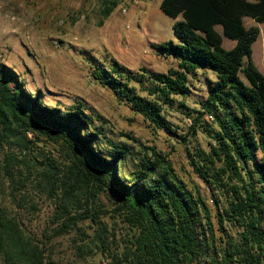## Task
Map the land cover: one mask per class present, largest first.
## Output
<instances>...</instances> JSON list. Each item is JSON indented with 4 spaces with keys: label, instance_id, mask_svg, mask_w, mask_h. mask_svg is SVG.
Wrapping results in <instances>:
<instances>
[{
    "label": "trees",
    "instance_id": "1",
    "mask_svg": "<svg viewBox=\"0 0 264 264\" xmlns=\"http://www.w3.org/2000/svg\"><path fill=\"white\" fill-rule=\"evenodd\" d=\"M120 3L105 0L103 19ZM160 8L176 20L175 41L152 47L158 56L176 60L177 67L166 73L134 72L114 61L110 67H98L94 78L184 146L189 166L208 195L184 181L155 148L137 171L123 176L124 162L134 156L130 146L110 143V149H103L102 132L91 130V117L80 110L62 113L43 106L40 92L31 95L17 72L4 63L0 140L32 132L62 148L66 172L58 178L60 173L50 165L45 176L53 191H61L63 211L83 196L88 201L112 194L113 212L126 230L120 240L113 235L119 247L113 254L108 225L102 221L108 211L101 206L84 216L97 226L91 243H100L110 264H264V74L253 61L261 30L244 24L246 18L264 24V0H162ZM225 40L234 46L226 49ZM200 71L215 79L209 81L199 109L180 101L192 118L189 133L183 135L164 110L190 95ZM198 132L209 139L208 151L187 146ZM11 161L0 163V177L14 186L18 181ZM11 195L16 202L15 193ZM73 221L63 222L58 236L75 231ZM52 256L0 197V264H54Z\"/></svg>",
    "mask_w": 264,
    "mask_h": 264
},
{
    "label": "rangeland",
    "instance_id": "2",
    "mask_svg": "<svg viewBox=\"0 0 264 264\" xmlns=\"http://www.w3.org/2000/svg\"><path fill=\"white\" fill-rule=\"evenodd\" d=\"M105 0H0V63L13 68L26 90L40 92L43 106L60 109L62 113L80 110L91 117L93 132L100 129L102 148L110 143H126L134 152L122 167V175L137 171L144 157H151L155 148L173 163L178 175L190 186L199 185L205 195L208 190L189 166L184 146L156 129L130 106L104 88L95 78L98 67H110L114 61L138 72L148 69L166 73L177 67V61L162 58L153 44L175 41L173 25L176 20L161 11L162 0H121L108 19H103ZM102 23V24H101ZM247 29L258 26L260 37L253 46V61L264 74V24L246 18ZM220 30V29H219ZM234 42L225 40L231 49ZM210 72L198 73L193 88L185 99H179L173 108L166 107L165 115L183 135L189 133L192 118L181 107L199 109L207 94ZM135 140H131L128 136ZM209 139L203 132L190 137L187 146L209 150ZM11 158L17 183L12 186L5 176L0 177V197L9 210L17 214L27 233L42 241L53 251L54 264H110L108 253L100 243H91L97 226L85 219L87 212L103 207L108 214L102 221L108 225L111 254L119 247L113 235L120 240L126 233L125 225L113 212L110 192L98 199L83 196L80 203L68 204L63 211L61 191L52 190L46 179L47 167L54 172H66L67 155L60 146L44 136L32 132L0 140V163ZM11 192L15 193L16 202ZM73 219L75 231L58 236L63 222ZM82 243L87 247L79 249Z\"/></svg>",
    "mask_w": 264,
    "mask_h": 264
}]
</instances>
